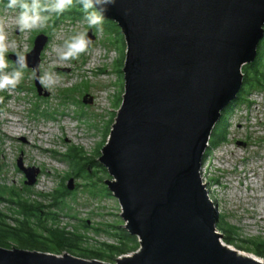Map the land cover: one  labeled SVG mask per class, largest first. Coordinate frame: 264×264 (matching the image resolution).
I'll use <instances>...</instances> for the list:
<instances>
[{"label": "water", "instance_id": "1", "mask_svg": "<svg viewBox=\"0 0 264 264\" xmlns=\"http://www.w3.org/2000/svg\"><path fill=\"white\" fill-rule=\"evenodd\" d=\"M104 19L119 27L125 53L121 103L98 160L138 249L110 263L0 246V264H264L221 242L200 176L211 132L264 36V0H116ZM88 36L95 39L92 29ZM47 41L35 36L27 68H39ZM17 167L24 184L35 183L37 167L21 157Z\"/></svg>", "mask_w": 264, "mask_h": 264}, {"label": "rangeland", "instance_id": "2", "mask_svg": "<svg viewBox=\"0 0 264 264\" xmlns=\"http://www.w3.org/2000/svg\"><path fill=\"white\" fill-rule=\"evenodd\" d=\"M6 3L7 0H0V22L7 34L9 53L16 49L27 53L37 34H47L39 68L54 71L59 82L47 96L39 95L33 69L26 68L16 89L0 92L4 98L0 103V187L12 188L22 198L40 202L42 211L57 213L56 223L51 224L52 228L57 227L51 230L53 238L64 231H74L83 236L81 247L91 250L98 249L102 242L114 243V234L125 229L124 220L117 198L104 183L112 177L98 157L121 103L118 98L122 99L123 64L120 66L119 61L123 54L124 62L125 42L122 46L118 33L111 38L107 31L92 29L95 39L88 51L68 62L69 66L53 68L56 52L64 41L77 31L88 30L84 18L65 17L56 23L52 14L45 27L19 32L15 23L17 11L7 9ZM115 38L120 42L114 43ZM256 56L260 82L252 71L254 65L244 64L243 93L216 123H226V138L208 147L200 169L218 218L236 226L243 239H264V36ZM7 59L10 71L14 63L8 56ZM245 67H250L252 73L246 74ZM247 78L254 84L249 90L248 84L245 86ZM86 94L92 97L91 103L82 101ZM13 126L20 130L12 132ZM72 148L79 150V161L70 157ZM19 157L25 167L39 169L34 184H24V173L17 167ZM87 158L99 163L86 165ZM71 178L73 187L69 189ZM55 190L61 193L57 206L52 207L51 194ZM1 197L0 210L10 215L11 205L5 200L10 197L6 193ZM217 232L225 245L254 254L239 248V244L243 245L239 240L226 243L221 229Z\"/></svg>", "mask_w": 264, "mask_h": 264}, {"label": "trees", "instance_id": "3", "mask_svg": "<svg viewBox=\"0 0 264 264\" xmlns=\"http://www.w3.org/2000/svg\"><path fill=\"white\" fill-rule=\"evenodd\" d=\"M65 17L84 18V13L81 6L77 4L70 10L64 12L62 15L53 14V18L55 19L56 23ZM113 27H115V29H113ZM102 30L109 32L111 38L114 37V33H118L123 46L125 41L120 30L113 21L104 19ZM119 38H115L113 42L117 44L120 42ZM256 57L254 61L250 63V65H254L252 71L256 81L260 82L259 73L256 69L259 56L257 58ZM119 63L120 66L123 64V54ZM250 67H245L246 74H249V72L252 73L250 71ZM246 84H248V90L254 86V84L251 82V80H248V78L245 81V86ZM241 89L242 90H239L237 93L232 105H234L240 99L244 88L242 87ZM118 101L121 102V99L118 98ZM225 129L226 123L224 122H221L218 126L215 125L211 132L209 148L210 146H214L218 142L225 140ZM78 151L79 150L72 148L69 151V155L71 158L77 159L79 161L81 158L78 154ZM208 151L209 150L207 149L205 157L207 156ZM89 163H93L95 165L99 162L95 159L88 160L87 158V161H85L84 164L88 165ZM88 171L89 170L87 169V172ZM5 193L8 194V197H10L5 200L9 203V205H11L10 209L12 213L8 215L0 210V246L2 247H18L30 250L54 252L56 254H63V252L65 253L66 251L67 253L71 252V254L76 253L78 256L87 259H109L116 261L117 256L125 254L131 250H135L139 246L138 238L129 234L128 231L123 228L114 234V236H116L114 243L102 242L98 249L95 250L82 248L80 242H82L83 236L74 231H64L57 238H53L51 236V230L55 231L57 227L52 228L51 224L56 223V219L58 217L57 213L52 210L42 211L43 206L40 202L22 198L12 188L0 187V200H3L1 195ZM60 193L61 192H59V190H55L51 194L52 202L50 206H57ZM216 228L221 229L223 239L226 243L231 244L235 243L236 240H239L241 243H243V245L239 244V248L264 258V239L240 238L238 228L232 224H229L228 222H225L221 218H218L216 222Z\"/></svg>", "mask_w": 264, "mask_h": 264}, {"label": "clouds", "instance_id": "4", "mask_svg": "<svg viewBox=\"0 0 264 264\" xmlns=\"http://www.w3.org/2000/svg\"><path fill=\"white\" fill-rule=\"evenodd\" d=\"M77 4L82 8L88 29L102 30L105 13L110 6L116 4V0H7L5 7L17 11L16 29L19 32H29L45 27L52 14L62 15ZM90 44L88 30L77 31L57 50V63L51 67L69 66L68 62L78 60L88 51ZM9 48L7 34L0 22V92H11L16 89L24 78L23 70L28 67L27 55L16 49L13 53L16 57L14 66L9 71L7 59ZM32 75L47 92H51L59 82L55 72L50 69L36 68ZM3 99L0 96V103Z\"/></svg>", "mask_w": 264, "mask_h": 264}, {"label": "bare ground", "instance_id": "5", "mask_svg": "<svg viewBox=\"0 0 264 264\" xmlns=\"http://www.w3.org/2000/svg\"><path fill=\"white\" fill-rule=\"evenodd\" d=\"M235 100V99H234ZM233 100V101H234ZM233 101H232V104H233ZM20 126V125H19ZM11 130H12V132L14 131V132H18L19 130H20V128L18 127V126H13L12 128H11ZM228 246V245H227ZM229 247V246H228ZM229 248H231V247H229ZM241 254H244V255H248V256H251V257H254V258H256V259H258L259 261H261V262H264L261 258H259L258 256H256V255H254V254H246V253H242L241 251H239Z\"/></svg>", "mask_w": 264, "mask_h": 264}, {"label": "built area", "instance_id": "6", "mask_svg": "<svg viewBox=\"0 0 264 264\" xmlns=\"http://www.w3.org/2000/svg\"><path fill=\"white\" fill-rule=\"evenodd\" d=\"M200 176H201V179H202V183L205 184V180L203 179L202 175H201V172H200ZM206 186V184H205Z\"/></svg>", "mask_w": 264, "mask_h": 264}]
</instances>
